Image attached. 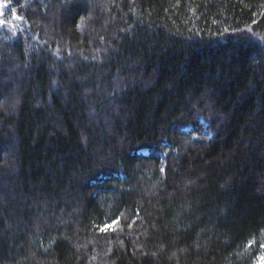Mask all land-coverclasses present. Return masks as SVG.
Masks as SVG:
<instances>
[{"label": "trees", "instance_id": "trees-1", "mask_svg": "<svg viewBox=\"0 0 264 264\" xmlns=\"http://www.w3.org/2000/svg\"><path fill=\"white\" fill-rule=\"evenodd\" d=\"M0 264H264V0H0Z\"/></svg>", "mask_w": 264, "mask_h": 264}, {"label": "rangeland", "instance_id": "rangeland-1", "mask_svg": "<svg viewBox=\"0 0 264 264\" xmlns=\"http://www.w3.org/2000/svg\"><path fill=\"white\" fill-rule=\"evenodd\" d=\"M1 14H2V12H1ZM195 139V138H194Z\"/></svg>", "mask_w": 264, "mask_h": 264}]
</instances>
